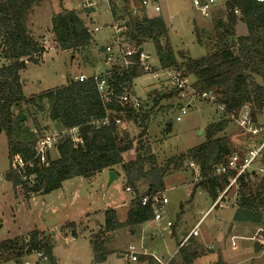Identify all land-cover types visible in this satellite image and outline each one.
I'll list each match as a JSON object with an SVG mask.
<instances>
[{"label":"rangeland","instance_id":"374dc122","mask_svg":"<svg viewBox=\"0 0 264 264\" xmlns=\"http://www.w3.org/2000/svg\"><path fill=\"white\" fill-rule=\"evenodd\" d=\"M123 1L125 3L123 8L131 13L139 11L144 0ZM145 1L148 5L143 10L149 18L158 17L163 20L167 29L166 40L176 55L180 52L191 59H198L204 57L209 49L214 47L216 42L214 24L224 20L226 16L223 0H217V3L211 6L208 17L200 15L193 5V0ZM82 2L83 0H43L30 11L27 18L28 32L42 47L43 54L37 64L27 62V68L20 72L29 82L23 90L26 97L62 87L70 80L78 81L80 75L90 77L104 70V46L113 43L115 37L123 31V22L111 19L112 16L104 5L97 10L85 12ZM154 6L159 7V13H152ZM62 9L75 11L85 21L93 37L89 48L77 53L61 52L58 49L51 32L50 21L52 16ZM91 13L92 22H88ZM115 24L116 30H105L106 25L114 27ZM94 28H99V31L94 32ZM246 35V26L237 22L234 34L229 40ZM122 45L129 47L124 40ZM142 49L150 56L153 66L160 68L153 43L146 40ZM5 63L0 57V66ZM180 63L178 60L179 66ZM172 69L178 73L182 72L180 68ZM184 77H187L189 83L185 91L186 98L170 96L168 99L157 101L148 124V138H139L138 132L135 133L136 141H139L144 149H149L158 167H164L170 161L177 162L178 167L174 169L170 166L164 176L162 196L167 199L168 205L157 220L152 219L141 225L112 232L105 247L108 256L106 264H124V253L129 245L138 253L134 264L142 261L143 257L147 258V255L164 259L160 261L158 258L156 260L152 258V262L143 264H185L177 253L178 245L211 206L212 200L204 190H196L195 186L201 180L194 168L190 167L192 162L179 161L178 158L189 149L205 142L204 131L208 125L222 119L228 120L226 130L219 136H224L228 140L231 155L235 154L240 158L264 143V109L256 116L254 123L261 132L251 136L237 124L236 117L229 120L223 108L212 101L200 98L199 95L203 92L211 93L215 98L213 89L200 90L192 76ZM256 83L261 82L258 79ZM125 91L139 98L141 104H145L144 109L149 110L153 105L154 93L167 95L171 87L165 84L161 77L156 80L148 74H143L133 80ZM183 107L186 109L185 115L180 113ZM20 110L24 115L22 124L32 131L37 126L40 135L62 130L57 123L50 120L46 107L40 109L23 106ZM20 110L15 109L14 114L17 115ZM176 117H180V121L177 122ZM128 126L129 130H132L131 125ZM57 156L56 150L49 155L50 160H55ZM134 156L133 151L128 154V158ZM8 169L7 138L4 133H0V241L18 236L25 237L35 231L43 232L52 247L51 264H92L94 258L92 241L102 230L104 211L110 207L117 208L118 220L124 222L126 217L124 211L126 207L128 209L129 204L126 207L123 205L130 202L133 197L131 189L126 191L123 178L106 189L107 176L96 175L92 179L81 177L70 179L63 182L60 189L50 194L30 195L27 198L21 188L13 191L11 184L5 181L4 175ZM252 169L256 174L250 178L251 184L264 181V149L252 163ZM115 171L122 175L118 168ZM191 187L196 192L190 201ZM143 191L144 187L140 193ZM236 191L237 187H231L225 195L226 200H223L220 207H216L220 211V216H217L214 209L212 214L199 223L198 237H192L193 241L186 243L189 239L187 238L183 243L185 251H198L195 256L198 259L194 264H208L216 259H220L222 264H264V227L232 220L237 203ZM67 223L76 225L75 237L71 235L70 228L64 227ZM195 241H199L200 244ZM143 254L146 256H142ZM37 259L41 260L40 257ZM41 261V264H50L45 260Z\"/></svg>","mask_w":264,"mask_h":264},{"label":"trees","instance_id":"16d2710c","mask_svg":"<svg viewBox=\"0 0 264 264\" xmlns=\"http://www.w3.org/2000/svg\"><path fill=\"white\" fill-rule=\"evenodd\" d=\"M42 1L0 0V57L6 62L0 66V133H4L7 138L9 162L4 179L11 184L13 191L21 188L28 198L30 195L50 194L70 179H92L104 170L113 171L118 176L119 173L115 171L118 168L126 189L132 190L133 197L124 222H119L114 210L104 211L102 230L92 241V263L100 264L106 257L105 247L112 232L154 219L151 206H142L140 199L162 195L168 168L178 167L176 161L158 167L149 149H144L136 141L135 133L138 132L139 138H148V124L157 101L170 96L180 98L179 92L171 90L167 95L155 92L149 110L144 109L145 104L138 111L121 107L116 96L143 75L133 68L127 73L111 72L108 82L114 95L105 104L91 78L84 82L70 80L62 87L26 97L20 72L26 69L27 62L37 64L43 54L42 47L28 32L27 18L32 8ZM109 1L113 20L123 22V31L119 36L130 48H142L144 42L150 40L161 69L180 68L183 77L192 76L200 90L213 89L215 105L224 109L229 120L237 119L241 109L249 105L251 122L255 123L256 116L264 109V3L256 0H223L226 16L214 24V47L204 57L191 59L180 52L177 55L173 52L166 40L167 29L161 18H149L143 7L132 15L123 8V0ZM118 2H122V6H118ZM50 22L54 41L61 52L77 53L92 45L93 37L85 21L75 11L62 9L52 16ZM237 22L246 26L247 35L229 40ZM178 60L181 61L180 66ZM258 79L261 83H256ZM23 106L46 107L50 120L57 123L60 129L77 128L82 143L74 145L69 139H63L56 146L58 157L49 159L47 166L33 161L31 168L26 167L21 172L14 170L16 159L25 163L33 158L35 140L40 135L37 126L34 127L36 134L21 126L19 117L23 114L20 110ZM15 109L20 110L17 115L14 114ZM106 115V125L95 124ZM128 125H131L132 130H129ZM227 125L226 119L208 125L204 131L205 142L178 158L179 161L195 165L194 170L201 180L195 188L204 190L212 203L227 186L228 179L236 175V172L220 177L211 175L214 168L231 155L228 140L219 136ZM132 151L135 156L128 158ZM254 176L252 172H246L237 179L233 221L264 227V181L252 185L250 178ZM142 187L144 191L140 193ZM64 227L70 228L71 235L75 237L74 223H67ZM47 241L43 232L35 231L25 237L0 242V264H25V258L38 254L41 260L51 264L52 247ZM183 246H179L177 253L185 264H193L195 250L185 251ZM150 258L143 257L142 262H152ZM215 264H222V261L218 259Z\"/></svg>","mask_w":264,"mask_h":264},{"label":"built area","instance_id":"2783aa9c","mask_svg":"<svg viewBox=\"0 0 264 264\" xmlns=\"http://www.w3.org/2000/svg\"><path fill=\"white\" fill-rule=\"evenodd\" d=\"M258 3H264V0H256ZM217 3V0H193L194 7L198 10L200 15L203 17L209 16V11L211 10V6ZM102 5L105 6L106 10H108L109 14H111L110 9V1L109 0H84L82 3V8L84 10H97ZM148 5L147 1H142L141 7H145ZM152 13H159L160 9L158 6H154L152 8ZM136 11H132L131 14L135 15ZM234 14H237V11H234ZM117 29V25L115 26H105V30ZM94 32H98L99 28H94ZM92 31V32H93ZM123 39L118 36L115 37V40L111 44H106L104 46L103 51V66L104 70L99 74H93L90 77H86L84 75H80L78 77L79 82H84L89 78L95 84L97 93L102 101V103H107L114 95L113 89L109 86L108 78L113 71H117L118 73H127L133 68H136L142 74H148L152 79L161 80L165 82L168 86L171 87V90H176L179 92L180 99L186 98V90L189 87V83L186 77H183L182 73H178L173 69H161L153 66L150 56L144 53L142 48H128L127 46L122 45ZM200 98L206 101H215L212 94L209 93H200ZM118 104L121 107L126 108L130 111H138L142 104L139 98L134 95L126 92L125 90L116 96ZM188 107V106H187ZM186 107V108H187ZM222 109V107H221ZM250 106L245 105L239 115L237 117V124L249 135L255 136L258 132H261V129L254 126L251 122V111ZM181 115L186 114V109L183 107L180 109ZM108 114V113H107ZM176 121H180V117H176ZM108 122V115H106L99 122H95V124L106 125ZM119 123V121H117ZM259 130V131H258ZM63 139H69L74 145L81 144V137L79 136L77 128L71 129H62L57 133H46L43 135H39L33 147L34 155L33 158L25 163H22L20 160H15L13 164L14 170L21 172L24 168H31L33 165V161H35L38 165L47 166L48 161L50 159L49 155L53 150H56V146L59 141ZM264 143L258 147L250 151L244 157L240 158L238 155L232 154L225 159L223 163L216 166L212 171L213 177H220L229 174L230 172H236V175L232 178L228 179V184L225 187L226 189L219 193L220 195L217 197L215 202L210 207L208 213L214 210L217 206L220 207L223 200L225 201V195L227 191L235 186L237 187V179L246 172L255 173L252 169V163L255 159L260 155L261 150L263 149ZM190 167L195 168L193 163L190 164ZM261 171V170H259ZM30 177L29 179H31ZM129 191V189H126ZM140 204L142 206L150 205L153 210L154 220H157L160 214L163 212L165 206L168 204L167 199L162 195H153L151 197L144 196L140 199ZM191 231L188 237H196L198 235L197 227ZM37 257H41L40 254ZM128 262L134 264L137 261V256L133 252L132 247H128V253L125 255Z\"/></svg>","mask_w":264,"mask_h":264},{"label":"crops","instance_id":"0c3cea01","mask_svg":"<svg viewBox=\"0 0 264 264\" xmlns=\"http://www.w3.org/2000/svg\"><path fill=\"white\" fill-rule=\"evenodd\" d=\"M83 2H84V0H83ZM82 2V3H83ZM82 3H81V5H82ZM121 3V4H120ZM122 2H118V6H122ZM125 5V3L123 4V6ZM130 5V4H129ZM90 12V10H85V12ZM90 16H89V19H88V22L89 21H91L92 22V15H93V13H91V14H89ZM111 17V16H110ZM111 19H113L112 17H111ZM27 68V67H26ZM20 78H21V83H22V89L24 90L28 85H29V82L26 80V79H24L23 77H22V73L20 74ZM58 157V156H57ZM108 172L109 171H107V170H105V171H103L102 173H100V174H98L99 176H107V174H108ZM256 173H254V175H255ZM97 175V176H98ZM121 178H123V176L122 175H118V180L119 179H121ZM117 180V181H118ZM197 190V189H196ZM196 190L195 189H192V187H191V193L189 194L190 195V201L193 199V197H194V195H195V192H196ZM187 195V194H186ZM132 199V198H131ZM131 201V200H130ZM130 202H127L125 205H123V206H127L128 204H129ZM213 204V203H212ZM212 204H211V206H212ZM168 205V204H167ZM210 206V207H211ZM210 207L205 211V213H203V215L201 216V218H200V220L191 228V230L187 233V235L183 238V240L179 243V245L178 246H180V245H182L184 242H185V240L187 239V238H189L188 236H189V234L191 233V231L196 227V225L197 224H199L205 217L207 218L210 214H212V212H213V210L212 211H210L209 213H208V211H209V209H210ZM108 209H112V210H114L115 212L117 211V208H115V207H110V208H108ZM235 209H236V206H235ZM127 207H126V210L124 211L125 212V214H126V212H127ZM215 210L217 211V216L219 215V213H220V211L217 209V208H215ZM236 211V210H235ZM117 213V212H116ZM163 213V212H162ZM235 213V212H234ZM103 214V213H102ZM102 214H100V215H102ZM117 215H118V217H119V214L117 213ZM161 215V214H160ZM234 215V214H233ZM220 216V215H219ZM104 217V216H103ZM126 218V217H125ZM232 220H233V216H232ZM125 221V220H124ZM168 226H170L169 224H167ZM226 227V226H225ZM111 235V234H110ZM109 235V236H110ZM193 237V236H192ZM192 237L190 238V240L189 241H193L192 240ZM196 237H198V235L196 236ZM195 237V238H196ZM18 238H19V236H18ZM15 239V238H14ZM7 240H12V239H7ZM4 241H6V240H4ZM188 241V242H189ZM0 242H3V241H0ZM195 242H197V243H199L200 244V242L199 241H195ZM128 247H132L131 245H129ZM128 247H127V250H126V252L124 253V259H125V263L124 264H126V263H130V262H128L127 261V259H126V257H125V255L128 253ZM133 248V247H132ZM133 252H134V254L137 256L138 255V253L135 251V249L133 248ZM195 254H198V251L197 250H195ZM220 254V253H219ZM145 254H143L142 256H144ZM221 255V254H220ZM146 256V255H145ZM148 257H151V258H155V260L158 258V260H163L164 259V257H158V256H154V255H147ZM198 257V256H197ZM107 258H108V256H106V258L104 259V260H106L105 261V263L103 262V264H106V262H107ZM217 258H218V255H217ZM221 258V257H220ZM198 258H195L194 259V261H193V264L195 263V261L197 260ZM222 259V258H221ZM24 260H26V261H24L25 262V264H41V260H39V259H37V257H36V255H32V256H29V257H27V258H25ZM217 261V259L216 260H211L208 264H214L215 262ZM140 262H142V261H140ZM9 263H11V262H9ZM143 263H146V262H142V264ZM225 263V262H224ZM93 264V263H92ZM101 264V263H100ZM130 264H132V263H130Z\"/></svg>","mask_w":264,"mask_h":264},{"label":"water","instance_id":"95a60500","mask_svg":"<svg viewBox=\"0 0 264 264\" xmlns=\"http://www.w3.org/2000/svg\"><path fill=\"white\" fill-rule=\"evenodd\" d=\"M23 120H24V115L21 114L19 117V121H20L21 126L23 125L22 124ZM117 180H118V176L115 174V172L109 171L107 174L106 189H108Z\"/></svg>","mask_w":264,"mask_h":264}]
</instances>
